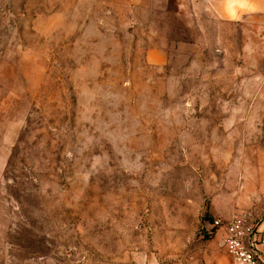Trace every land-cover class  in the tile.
<instances>
[{
    "label": "rangeland",
    "instance_id": "374dc122",
    "mask_svg": "<svg viewBox=\"0 0 264 264\" xmlns=\"http://www.w3.org/2000/svg\"><path fill=\"white\" fill-rule=\"evenodd\" d=\"M228 1L0 0V264H207L264 221V0Z\"/></svg>",
    "mask_w": 264,
    "mask_h": 264
},
{
    "label": "built area",
    "instance_id": "2783aa9c",
    "mask_svg": "<svg viewBox=\"0 0 264 264\" xmlns=\"http://www.w3.org/2000/svg\"><path fill=\"white\" fill-rule=\"evenodd\" d=\"M215 226L224 230L229 264H264V221L235 218L227 223L217 220Z\"/></svg>",
    "mask_w": 264,
    "mask_h": 264
},
{
    "label": "crops",
    "instance_id": "0c3cea01",
    "mask_svg": "<svg viewBox=\"0 0 264 264\" xmlns=\"http://www.w3.org/2000/svg\"><path fill=\"white\" fill-rule=\"evenodd\" d=\"M243 2L245 4L247 0H243ZM227 6H228L227 13L219 14V18H222L223 20H230V21L236 19L237 16L241 13V9L237 10L236 6L230 0L228 1ZM261 16H264V13ZM217 238L218 237L215 238V241H214L215 243L213 244V249H212L213 252L211 256L209 257L207 264H229L231 262V259L227 253L225 243L218 244L217 243L218 240H216Z\"/></svg>",
    "mask_w": 264,
    "mask_h": 264
}]
</instances>
